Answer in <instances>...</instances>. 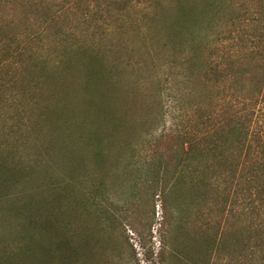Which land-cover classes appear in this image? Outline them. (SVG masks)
Listing matches in <instances>:
<instances>
[{
    "label": "rangeland",
    "instance_id": "rangeland-1",
    "mask_svg": "<svg viewBox=\"0 0 264 264\" xmlns=\"http://www.w3.org/2000/svg\"><path fill=\"white\" fill-rule=\"evenodd\" d=\"M22 2L10 32L35 31L40 47L20 60L0 49V264H264V223L223 177L212 205L202 166L165 203L135 180L138 164L152 177L181 134L211 129L234 103L223 92L211 112V70L204 96L182 83L163 46L172 4L120 15L116 0L105 22L80 4L44 25L50 0Z\"/></svg>",
    "mask_w": 264,
    "mask_h": 264
},
{
    "label": "trees",
    "instance_id": "trees-1",
    "mask_svg": "<svg viewBox=\"0 0 264 264\" xmlns=\"http://www.w3.org/2000/svg\"><path fill=\"white\" fill-rule=\"evenodd\" d=\"M22 1L0 0V49L7 52L6 60L9 57L20 60L25 52L31 53L40 47L35 42V31L26 28L10 32L16 17L21 14ZM55 1L50 0L42 24L50 25L60 13L80 4L87 8L90 4L99 7V18L105 22L111 17L112 4L116 2ZM119 1L122 5L117 8V13L121 15L132 2L153 7L159 0ZM168 1L173 11L162 21L166 37L163 46L180 57L182 83L187 88L196 81L204 96L211 70L215 73L211 112L216 111L214 115L218 116L219 98L223 92L229 93L234 103L226 113L218 116L211 129L181 134V139L170 149L169 161L173 162L157 160L152 177L143 175L142 165L138 164L135 180L159 189L165 203L170 194L179 190L186 173H193L202 166L213 173L212 179L201 181L211 193L203 201L205 205H212V191H218L217 182L223 177L227 190L232 189L235 197L244 196L250 214L256 211L260 223H264V218H260L261 215L264 217V129L259 115L264 109V0H203L198 8L197 5L187 7V0ZM29 43L35 47L28 46ZM91 50L85 49L90 53L88 64L96 69L97 61L92 60ZM63 58L64 55L59 62ZM160 170L164 174L162 177ZM164 210L166 224L174 225L175 216L170 213L167 217L165 206Z\"/></svg>",
    "mask_w": 264,
    "mask_h": 264
}]
</instances>
